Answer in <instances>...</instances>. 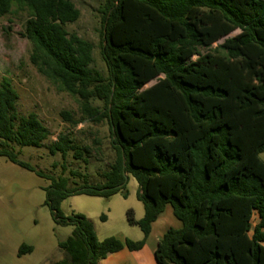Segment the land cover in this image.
Wrapping results in <instances>:
<instances>
[{
    "label": "trees",
    "instance_id": "16d2710c",
    "mask_svg": "<svg viewBox=\"0 0 264 264\" xmlns=\"http://www.w3.org/2000/svg\"><path fill=\"white\" fill-rule=\"evenodd\" d=\"M17 9L27 11L21 34L32 43L31 62L78 96L91 121L107 122L111 135L112 157L96 160L94 176L92 147L64 133L49 152L72 153L85 171L64 163L58 175L38 169L20 153L43 147L50 131L36 113L18 110L19 92L11 78H2L0 156L50 181L45 204L57 224L73 226L59 242L65 257L50 264H100L123 248L141 250L167 205L182 226L168 228L158 241L159 264H264V133L254 139L248 131L264 122V0H107L100 45L105 71L95 66L94 44L67 28L80 17L73 0H0V16ZM195 13L211 28L204 30ZM235 27L239 35L201 56L200 47ZM158 74L163 77L143 89ZM247 80L234 95L232 87ZM130 175L144 215L137 219L129 209L127 218L143 239L100 240L85 214L63 213V201L73 195L127 198ZM32 251L23 243L18 255Z\"/></svg>",
    "mask_w": 264,
    "mask_h": 264
},
{
    "label": "rangeland",
    "instance_id": "374dc122",
    "mask_svg": "<svg viewBox=\"0 0 264 264\" xmlns=\"http://www.w3.org/2000/svg\"><path fill=\"white\" fill-rule=\"evenodd\" d=\"M106 1L73 0L80 10V17L67 26L69 31L76 32L94 44L95 66L102 71L106 70L100 47L102 8ZM146 7H142V10H147ZM26 16L27 11L20 9L0 16V82L4 76L12 79L14 87L19 92L18 110L22 114L36 113L49 129L50 137L41 148L24 147L20 158L38 169L56 175L61 173L62 163L68 168H78L84 172V163L73 159L72 153L62 158L61 153L52 155L49 152L48 148L51 143L64 133L75 143L92 147L93 161L89 172L94 176L99 165L96 160L101 159V164L112 157L109 126L107 122L91 121L82 112L81 100L78 96L63 90L59 84L40 73L31 62L32 43L21 34L24 31ZM193 17L203 26L204 30L211 28V21L204 23L201 14L195 13ZM235 28L237 29L225 30L212 40L211 47H200L201 56L211 55L215 48L226 44V39L239 35L240 29ZM119 32L122 34L121 29ZM201 56L194 55L193 59L199 60ZM236 74L243 77L240 71H236ZM162 77L160 74L151 77L143 89L151 87ZM240 84L250 85V81L235 84L232 87L234 95L238 93ZM212 102L214 100H211ZM226 105L227 103H224L223 107ZM236 105H233L234 110H238ZM252 110L244 111L241 116L250 117ZM63 111L70 112L74 120L81 122L74 124L67 120L62 114ZM248 131L255 139L256 136L264 133V122L254 124L248 128ZM261 159L264 161V152L261 154ZM54 162L59 163L56 168L52 166ZM49 183L47 179L0 156V264H50L65 257L64 252L59 248V242L71 235L73 226L55 222L49 207L45 204L44 187ZM126 188L127 198L121 192L109 198L85 194L69 196L62 203V211L65 215L73 212L85 214L92 221L100 240L110 236L121 240L126 238L141 240L144 237L141 228L129 224L127 218L129 209L134 211L137 219L142 218L144 213V205L137 198L138 182L132 175L129 176ZM102 215L106 216L105 220L101 218ZM161 219L162 222L159 225L164 228L174 225L181 226V222L174 216L170 205H167ZM160 232L161 229L156 228L150 240H147L143 251L139 253L141 261L145 264H157L154 248L160 238ZM23 243L33 246V251L19 256L18 250ZM243 264L247 262L243 261Z\"/></svg>",
    "mask_w": 264,
    "mask_h": 264
},
{
    "label": "crops",
    "instance_id": "0c3cea01",
    "mask_svg": "<svg viewBox=\"0 0 264 264\" xmlns=\"http://www.w3.org/2000/svg\"><path fill=\"white\" fill-rule=\"evenodd\" d=\"M143 215H144V213H143ZM162 215H163V213L153 223V225H152V231H151V233H150V235H149V237L147 239L148 241L150 240L151 236L155 232V229L156 228L161 229V232L159 233V237L160 238L158 239V241L161 239V237L167 231L168 228H164V227H162V226L159 225L162 222V221H160V220H162L161 219L162 218ZM181 226H182V224H181ZM181 226L174 225L173 227L174 228H180ZM158 241H157V243H158ZM157 243H156V246H157ZM145 246L141 250H138V251H131L128 248H123L120 251H117V252H114V253H111V254L107 255V257L101 259L99 263L100 264H145L143 261H141V259L139 257V253L141 251H143V249L145 248ZM154 249H156V248H154ZM154 253H155V250H154ZM154 256H155V254H154ZM155 260H156V258H155ZM157 264H159V263L157 262Z\"/></svg>",
    "mask_w": 264,
    "mask_h": 264
}]
</instances>
